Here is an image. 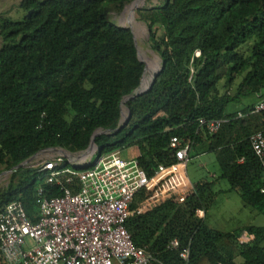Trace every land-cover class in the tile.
Instances as JSON below:
<instances>
[{
	"label": "trees",
	"instance_id": "trees-1",
	"mask_svg": "<svg viewBox=\"0 0 264 264\" xmlns=\"http://www.w3.org/2000/svg\"><path fill=\"white\" fill-rule=\"evenodd\" d=\"M132 1L21 0L20 19L0 15V169L13 170L0 188V209L20 200L32 215L39 185L60 196L37 167H15L44 150L85 151L104 129L94 140L97 153L137 147L147 175L174 162L172 136L192 140L194 152L215 154L228 190L264 214L263 171L248 140L252 132L264 134V111L251 113L264 100V0H158L138 7L160 70L147 91L124 101L129 118L116 130L121 103L144 71L133 31L110 16ZM200 119L225 121L200 137ZM214 183L198 181L183 202L163 201L127 219L132 241L153 255L152 264H236L237 257L264 264V228L252 229L257 240L245 242L206 223ZM174 239L179 245L168 247ZM184 248L187 259L180 256Z\"/></svg>",
	"mask_w": 264,
	"mask_h": 264
},
{
	"label": "built area",
	"instance_id": "built-area-1",
	"mask_svg": "<svg viewBox=\"0 0 264 264\" xmlns=\"http://www.w3.org/2000/svg\"><path fill=\"white\" fill-rule=\"evenodd\" d=\"M262 111L264 100L258 101L251 113ZM224 121L200 119L197 134H213ZM248 140L264 177V134L252 132ZM169 145L174 149V162L158 165L151 175L140 167L137 147L99 156L96 162L92 159L96 146L78 153L42 151L30 165L62 194L48 196L39 185L37 210L32 215L20 200L0 209V259L8 264H152L153 255L132 241L127 219L163 201L183 202L195 192L196 182L187 174L193 141L172 136ZM125 151L128 154L123 156ZM200 153L207 151L197 155ZM196 215L204 217L205 213L199 209ZM178 245L174 239L168 247ZM188 255V248L180 252L184 259Z\"/></svg>",
	"mask_w": 264,
	"mask_h": 264
},
{
	"label": "rangeland",
	"instance_id": "rangeland-1",
	"mask_svg": "<svg viewBox=\"0 0 264 264\" xmlns=\"http://www.w3.org/2000/svg\"><path fill=\"white\" fill-rule=\"evenodd\" d=\"M20 1L21 0H0V15L13 20L20 19L25 13V11L19 8ZM146 1H149L150 3H156L158 0H144V2ZM129 4L130 3L126 4L119 13L111 11V20L120 26H126L128 24L127 8H129ZM133 19L134 22L131 24L136 38L137 48L141 57L144 59L146 57L151 59L155 58V61L158 64L157 68L160 67V58L158 54L152 50L148 42L147 27L144 23L137 19L135 11L133 12ZM160 32L161 29L159 28L157 33L160 34ZM147 73L150 77L153 74L152 71ZM232 89H234V87ZM232 89L230 92H233ZM123 111L124 114L127 113L125 107H123ZM125 154L127 155L128 151L123 152L122 155L124 156ZM191 155L192 157L187 165V174L191 181L195 183L201 180L215 179L213 188L217 192V195L215 197L214 203L207 210L205 219L209 226L223 231L235 230V228L239 229L245 224L264 226V214L257 211L252 214L249 207L243 206L242 200L238 193L228 190L227 181L220 177L217 178L219 176V167L213 152L200 153L197 155V152L193 151L191 152ZM95 158L96 154L93 155L92 159L94 160ZM36 160L37 157L33 158L32 161L28 162L26 165L34 164ZM9 177L10 172L0 169V188H3L7 185Z\"/></svg>",
	"mask_w": 264,
	"mask_h": 264
},
{
	"label": "water",
	"instance_id": "water-1",
	"mask_svg": "<svg viewBox=\"0 0 264 264\" xmlns=\"http://www.w3.org/2000/svg\"><path fill=\"white\" fill-rule=\"evenodd\" d=\"M143 4H144V0H133V1L129 4V6H128L129 9H130V13L133 15V12L135 11V9H137L138 7H141ZM123 27H128V28H130V29L133 31V27H132V24H131L130 21H128V24H127L126 26H123ZM133 36H134L135 45H136V47H137V42H136V38H135L134 32H133ZM137 55H138L139 60L142 61V62L144 63V71H143V74H142V77H141V82H140V85H139L138 89H137L134 93H132V94L126 96V97L124 98V100L122 101V103H121V116H122V118H121L120 125H119V127L116 128V130L120 129V128L122 127V125H123V124L128 120V118H129L128 113L124 114V111H123V103H124V101L127 100V99H130V98H132V97H134V96H136V95H139V94H141V93H143V92H145V91H147V90L150 88V86H151V84H152V82H153V80H154V77L158 74V72H159V70H160V67L156 68V69L154 70V72H153V74H152L150 80L148 81V83H147L146 85H144V87H142L141 85H142L143 77H144L145 72H146V70H147L148 63H147V61H146L144 58L141 57L138 48H137ZM125 110L127 111L126 108H125ZM107 132H108V131H107V130H104V129H98L97 131H95V132L92 134V137H91V141H90V145H89V146H95V142H94V140H95V137H96L97 135H100V134H103V133H107ZM88 148H89V147H88ZM88 148H87V149H88ZM56 149H60V148H56ZM60 150H64V149H60ZM64 151H66V150H64ZM66 152H68V151H66ZM37 155H38V154H37ZM37 155H34V156L30 157L29 159L23 161L22 163L18 164V165L15 167V169H17V168L20 167V166H25L28 162H30V161H31L35 156H37ZM99 156H100V155L97 153V154H96V158H95V162L98 160V157H99ZM12 171H13V170H9L8 172H12Z\"/></svg>",
	"mask_w": 264,
	"mask_h": 264
},
{
	"label": "crops",
	"instance_id": "crops-1",
	"mask_svg": "<svg viewBox=\"0 0 264 264\" xmlns=\"http://www.w3.org/2000/svg\"><path fill=\"white\" fill-rule=\"evenodd\" d=\"M215 159H216V157H215ZM219 175H220V170H219ZM201 181H203V180H201ZM242 203H243V201H242ZM243 206L249 207L250 211L252 212V214H254L256 211L259 212L255 208H253L251 206H248V205H245L244 203H243ZM254 228L262 229V228H264V226L255 225V224H245V225H242L239 229L235 228V230L224 231V232L235 233L237 235V239H239L241 241H245V242H252V241H254L256 239V233H254L253 230H252ZM221 231H223V230H221ZM259 236H262L261 243L264 245V234H259ZM234 262L236 264H242L243 259L241 257H237V258L234 259ZM0 264H8V263H6L5 261L0 259Z\"/></svg>",
	"mask_w": 264,
	"mask_h": 264
},
{
	"label": "bare ground",
	"instance_id": "bare-ground-1",
	"mask_svg": "<svg viewBox=\"0 0 264 264\" xmlns=\"http://www.w3.org/2000/svg\"><path fill=\"white\" fill-rule=\"evenodd\" d=\"M126 12V11H125ZM127 20L130 21L131 23L134 22V19H133V15L130 13V9L127 8ZM135 25V24H134ZM138 25V24H137ZM137 27V26H136ZM143 52V51H142ZM147 55V54H146ZM147 63H148V66H147V70L145 72V75L143 77V81H142V87H144V85H146L148 83V81L150 80V76L148 75L147 72L149 71H152L154 72V70L157 68L158 64L157 62L155 61V58L154 59H151V58H145Z\"/></svg>",
	"mask_w": 264,
	"mask_h": 264
}]
</instances>
